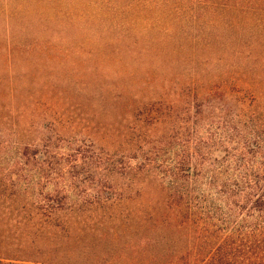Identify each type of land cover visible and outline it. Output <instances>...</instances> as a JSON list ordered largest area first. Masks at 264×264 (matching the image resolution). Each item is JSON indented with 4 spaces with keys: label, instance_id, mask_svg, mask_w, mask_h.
Instances as JSON below:
<instances>
[{
    "label": "trees",
    "instance_id": "obj_1",
    "mask_svg": "<svg viewBox=\"0 0 264 264\" xmlns=\"http://www.w3.org/2000/svg\"><path fill=\"white\" fill-rule=\"evenodd\" d=\"M123 1L132 15L158 10L171 23L190 17L229 29L235 60L203 84L210 119L192 124L176 111L195 83L173 100L122 95L133 126L118 136L125 152L99 161L96 198L74 201L73 190L57 189L22 206L15 224L0 219L13 230L0 231V264H264V0ZM225 99L232 105L222 106ZM188 122L192 150L179 130ZM18 195L0 191L4 202Z\"/></svg>",
    "mask_w": 264,
    "mask_h": 264
},
{
    "label": "rangeland",
    "instance_id": "obj_2",
    "mask_svg": "<svg viewBox=\"0 0 264 264\" xmlns=\"http://www.w3.org/2000/svg\"><path fill=\"white\" fill-rule=\"evenodd\" d=\"M123 7V0H0V191L19 193L0 199V219L10 225L40 194L67 188L74 201L96 198L99 161L125 152L118 136L133 126L132 103L122 95L145 104L165 94L173 100L182 84L195 83L201 87L185 103L176 99V111L192 124L210 119L203 84L221 79L235 60L226 50L229 29ZM189 123L179 130L192 150ZM6 220L0 231L13 234Z\"/></svg>",
    "mask_w": 264,
    "mask_h": 264
}]
</instances>
